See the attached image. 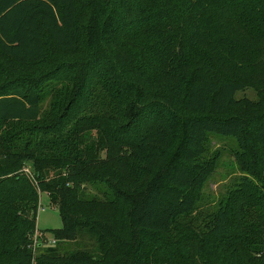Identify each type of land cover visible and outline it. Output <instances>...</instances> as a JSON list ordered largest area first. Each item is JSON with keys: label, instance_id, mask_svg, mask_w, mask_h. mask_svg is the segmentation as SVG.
<instances>
[{"label": "trees", "instance_id": "obj_1", "mask_svg": "<svg viewBox=\"0 0 264 264\" xmlns=\"http://www.w3.org/2000/svg\"><path fill=\"white\" fill-rule=\"evenodd\" d=\"M0 264H264V0H0Z\"/></svg>", "mask_w": 264, "mask_h": 264}, {"label": "rangeland", "instance_id": "obj_2", "mask_svg": "<svg viewBox=\"0 0 264 264\" xmlns=\"http://www.w3.org/2000/svg\"><path fill=\"white\" fill-rule=\"evenodd\" d=\"M46 67H41L39 71ZM247 96L256 99V93L251 89L238 91L236 97ZM46 101L42 107L47 106ZM239 147L232 136H221L210 134L206 142V155H217V164L214 172L210 175L202 188V198L198 205L199 209L213 208L219 198L225 193L227 188L232 185L243 173L241 172L235 160V152ZM62 226V220L56 207L49 203L48 195L45 192L40 193L39 207L36 216L37 232H43L44 238H51L52 229H58Z\"/></svg>", "mask_w": 264, "mask_h": 264}, {"label": "built area", "instance_id": "obj_3", "mask_svg": "<svg viewBox=\"0 0 264 264\" xmlns=\"http://www.w3.org/2000/svg\"><path fill=\"white\" fill-rule=\"evenodd\" d=\"M26 171H28V169H26ZM38 235H40V233L36 231L32 237V243L30 244V246L35 245V243L38 242ZM51 242L54 243V241Z\"/></svg>", "mask_w": 264, "mask_h": 264}]
</instances>
